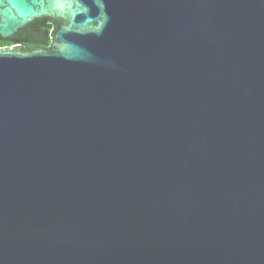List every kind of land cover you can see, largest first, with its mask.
I'll return each instance as SVG.
<instances>
[{
    "label": "water",
    "instance_id": "water-1",
    "mask_svg": "<svg viewBox=\"0 0 264 264\" xmlns=\"http://www.w3.org/2000/svg\"><path fill=\"white\" fill-rule=\"evenodd\" d=\"M0 264H264V0H0Z\"/></svg>",
    "mask_w": 264,
    "mask_h": 264
},
{
    "label": "trees",
    "instance_id": "trees-1",
    "mask_svg": "<svg viewBox=\"0 0 264 264\" xmlns=\"http://www.w3.org/2000/svg\"><path fill=\"white\" fill-rule=\"evenodd\" d=\"M57 27V21L46 18L30 23L18 35L4 38L0 36V47L22 44L26 50L38 47L50 48L53 44L51 32Z\"/></svg>",
    "mask_w": 264,
    "mask_h": 264
}]
</instances>
